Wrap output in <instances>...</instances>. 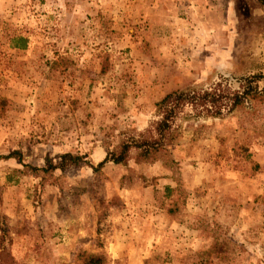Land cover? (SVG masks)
<instances>
[{
	"label": "rangeland",
	"instance_id": "374dc122",
	"mask_svg": "<svg viewBox=\"0 0 264 264\" xmlns=\"http://www.w3.org/2000/svg\"><path fill=\"white\" fill-rule=\"evenodd\" d=\"M259 74L258 0H0V264H264Z\"/></svg>",
	"mask_w": 264,
	"mask_h": 264
},
{
	"label": "trees",
	"instance_id": "16d2710c",
	"mask_svg": "<svg viewBox=\"0 0 264 264\" xmlns=\"http://www.w3.org/2000/svg\"><path fill=\"white\" fill-rule=\"evenodd\" d=\"M261 4L264 5V0H258ZM25 39L26 38H23V37H19L17 38V42L15 45H13V47L15 48H23L24 44H25ZM254 78H264V74H259L257 76H253ZM253 92L252 94H250V90L249 92L248 91H245L243 90V92L241 94H237V93H234L232 95V98H230L232 100L231 102V105H230V108L234 107L235 105H238L242 98L245 97V95H249L250 98H258V99H261L260 97H262L259 93L256 92L255 88H250ZM263 92H264V88H263ZM172 95V93H169V94H166L164 97H163V101L164 100H167L170 96ZM135 147L139 148V151L137 152V160H149V159H154V154L155 152L157 151V147L154 146V144H152V146L150 147L149 145H147V147H145L143 144H133ZM131 146V144H129V142H124L122 144L119 145V151L118 153L114 154V153H111V152H108L104 158L102 160H100L99 162L96 163L95 166H92L91 164H89L90 167H92V170L95 171L97 168H99L102 164H104L106 161H111L113 163H122L124 162L125 160V157H126V154H127V151H128V148ZM150 148H149V147ZM15 154L19 155L18 152H15V151H11L9 152L8 154H6L5 156H3L4 158H8V157H14L16 156ZM82 156L79 155V154H72L70 152H63L59 155V161L56 162V163H53L51 162L50 160H46L45 161V164L44 166H41V167H38V166H31V165H27V164H22L23 167L25 168H29V171L30 172H26L24 170H16V172L18 174H21V175H25V174H32V175H37L35 174V172L37 171H41V172H48V171H53L55 169H59V170H64L65 168H67L68 166H72V165H77L78 163L80 162H83L82 160ZM255 165V164H254ZM253 167H256L253 166ZM164 191L165 193L167 191H169V187L168 186H164ZM3 227V228H2ZM0 227V232H1V235H0V251L1 252H5V247L3 248L2 246V240H3V235H4V231H5V227L2 226ZM213 246L212 245L211 247H209V249L205 250L203 255H202V258L201 260L199 261L198 264H211V257H210V254L213 252ZM2 254V253H0ZM214 257L217 258V255L214 253Z\"/></svg>",
	"mask_w": 264,
	"mask_h": 264
}]
</instances>
